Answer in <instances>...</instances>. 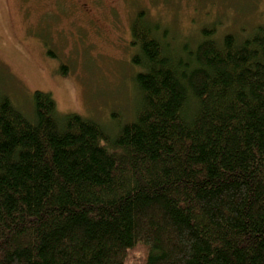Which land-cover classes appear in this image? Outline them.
<instances>
[{"label":"trees","instance_id":"trees-1","mask_svg":"<svg viewBox=\"0 0 264 264\" xmlns=\"http://www.w3.org/2000/svg\"><path fill=\"white\" fill-rule=\"evenodd\" d=\"M215 26L179 41L135 15L114 134L0 93V264H264V24Z\"/></svg>","mask_w":264,"mask_h":264},{"label":"rangeland","instance_id":"rangeland-1","mask_svg":"<svg viewBox=\"0 0 264 264\" xmlns=\"http://www.w3.org/2000/svg\"><path fill=\"white\" fill-rule=\"evenodd\" d=\"M142 10L179 41L213 24L216 38L264 24V0H0V93L28 114L32 95L48 93L60 115L114 134L138 101L132 22Z\"/></svg>","mask_w":264,"mask_h":264},{"label":"flooded vegetation","instance_id":"flooded-vegetation-1","mask_svg":"<svg viewBox=\"0 0 264 264\" xmlns=\"http://www.w3.org/2000/svg\"><path fill=\"white\" fill-rule=\"evenodd\" d=\"M74 1V0H73Z\"/></svg>","mask_w":264,"mask_h":264}]
</instances>
